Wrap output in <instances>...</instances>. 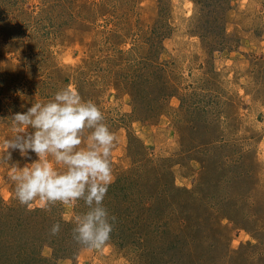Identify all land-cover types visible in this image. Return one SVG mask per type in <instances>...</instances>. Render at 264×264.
I'll list each match as a JSON object with an SVG mask.
<instances>
[{
    "label": "rangeland",
    "instance_id": "obj_1",
    "mask_svg": "<svg viewBox=\"0 0 264 264\" xmlns=\"http://www.w3.org/2000/svg\"><path fill=\"white\" fill-rule=\"evenodd\" d=\"M212 5L0 0V118L74 86L116 134L111 185L139 200L107 193L114 229L90 250L73 239L83 201L23 206L0 164V207L38 264H264V0Z\"/></svg>",
    "mask_w": 264,
    "mask_h": 264
},
{
    "label": "clouds",
    "instance_id": "obj_2",
    "mask_svg": "<svg viewBox=\"0 0 264 264\" xmlns=\"http://www.w3.org/2000/svg\"><path fill=\"white\" fill-rule=\"evenodd\" d=\"M105 120L102 109L72 85L27 111L0 118L11 131L0 138V164L15 184L14 198L28 208L37 200L46 208L83 201L87 210L73 217V239L90 250L107 244L116 220L104 205L114 181L111 154L117 140ZM17 151L28 161L23 166L12 161ZM60 230L54 224L51 235Z\"/></svg>",
    "mask_w": 264,
    "mask_h": 264
},
{
    "label": "trees",
    "instance_id": "obj_3",
    "mask_svg": "<svg viewBox=\"0 0 264 264\" xmlns=\"http://www.w3.org/2000/svg\"><path fill=\"white\" fill-rule=\"evenodd\" d=\"M197 6H205L211 1L212 6L223 7L224 0H194ZM228 0H225L227 3ZM224 8V7H223ZM196 21L201 24L203 17L200 15L196 18ZM137 188H141L136 185ZM113 191H119L121 194L116 195L117 199L125 202L132 201V204L138 203L136 200L137 194H132L129 191H134L133 187L129 185V182L122 188H117V184L111 185L108 190V194L112 195ZM123 194V195H122ZM116 200V199H115ZM108 207L107 205H105ZM108 209V208H107ZM11 210L10 206L0 207V264H38V262H46L45 259L40 255L37 247H32L35 238L25 242V229L19 224H13L8 215L7 211ZM28 226V225H27ZM114 229V228H113ZM18 235L16 236V233ZM25 244H30L26 246ZM76 250V249H75ZM58 252V251H57ZM66 252H69L66 249ZM57 256V254H56ZM67 255L62 257L61 260L70 258Z\"/></svg>",
    "mask_w": 264,
    "mask_h": 264
}]
</instances>
